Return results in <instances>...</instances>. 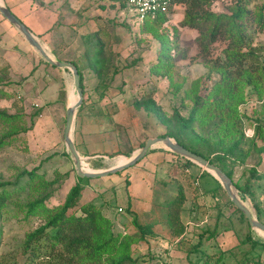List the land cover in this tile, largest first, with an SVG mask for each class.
I'll return each instance as SVG.
<instances>
[{
  "label": "rangeland",
  "instance_id": "obj_1",
  "mask_svg": "<svg viewBox=\"0 0 264 264\" xmlns=\"http://www.w3.org/2000/svg\"><path fill=\"white\" fill-rule=\"evenodd\" d=\"M14 1L21 4V0ZM39 1V10L42 9L45 14L58 11V28L62 27L61 32L65 37L61 39L60 50H66L62 53L50 41L54 32L51 37L43 36L57 54H53L50 48H46L47 51L59 61L75 62L84 75V101L77 112L73 138L87 170L101 172L124 164L147 140L169 137L168 134L178 131L175 111L188 116L193 104H182L174 98L173 87L175 84H184L185 88H189L197 79L208 74L207 68L201 64L197 43L199 35L182 27L181 8L174 7L169 15L167 26L171 28L170 33L168 27L158 28L160 34L169 35L172 43L175 40L178 43L177 50L171 53L175 69L171 77L167 78L151 74L161 50V42L154 38L153 33H146L142 31V26L134 24L133 15L120 4H115V9L118 7L115 10L109 8L112 5L109 0ZM231 4L232 0H217L212 8L218 13L227 12ZM8 5L22 19L20 10H13L12 3ZM263 5L264 0H251L250 8L257 13ZM40 16L45 23H55L54 15L52 17L51 14L47 16L41 13ZM0 19L5 20L1 13ZM4 24L0 26V88L6 92V96L0 99V110L11 115L23 113L28 127L31 126L30 116L39 113L34 118L33 128L21 134L0 155L2 182L14 184L19 181L21 185L27 186L28 176L23 173L38 169V176L27 187L7 186L9 193L0 187V197L4 199V203H0V216L3 219L0 258L5 263H12L15 258L21 259V248L28 232L45 222L44 214H29L28 204L49 196L44 206L49 210L54 209L64 204L69 192L79 183L74 162L70 156L65 155L67 149L64 142L67 108L77 102L78 95L71 71L46 65L11 23L5 20ZM27 24L40 33L34 23L28 21ZM68 25L70 29L75 27L73 37H68ZM102 26L107 27L113 40L111 51L108 50L109 63L100 81L90 67L89 58L95 55L93 50L97 39L94 31ZM8 30L16 32L18 37H12ZM253 30L256 31L255 44L262 49L264 56V29L261 31L254 26ZM226 45L224 40L217 43L213 55H221ZM183 51L186 53L185 58H182ZM213 78L207 82L209 88L220 80L218 76ZM152 92L155 94V102L161 107L162 120H158L147 109L151 102L143 99ZM247 95L239 112L248 140L247 144L238 149L239 159L231 160V164L235 162L237 165L233 183L243 185L249 179L256 192L255 200L238 191L258 220V213H261L259 221L264 224V151H261L264 139H256L255 144L250 141L255 137L256 126H261L264 132V95L260 96L249 88L245 90ZM196 130L194 136L188 133L184 135L188 147L216 154L221 148L230 145V142L219 144V138L212 127H205L204 130L197 127ZM180 136L176 135L182 142L183 136ZM241 155L245 156L244 159H241ZM177 157L179 167L175 166L171 173L175 171L176 179L173 181L181 184L184 189L187 200L184 222L191 231L188 236L178 238L166 226L162 233L154 231L152 227L151 232L141 238L138 228L130 226L126 234L136 241L133 246L134 261L131 264H264V235L249 227L228 203L229 197L224 188L222 190L219 187L218 183H221L213 174L195 163L188 165L186 159ZM251 169L257 171V179L251 178ZM136 173L141 177L134 176ZM165 174L160 169L156 171L154 164L141 163L138 167H131L97 181L84 180L81 182L83 191L80 202L102 207L114 223L116 232H125L118 229L115 217H130L129 213L119 214L123 212H119V209L129 207L128 199L132 194L140 200L136 202L146 208L148 205L153 206L155 194H166L169 198L177 193L178 185L174 183L161 186L160 177ZM144 176L145 182L142 180ZM127 180H132L133 186H127ZM165 208L168 213L166 205ZM127 212H130V208ZM165 222L168 225L167 218Z\"/></svg>",
  "mask_w": 264,
  "mask_h": 264
},
{
  "label": "trees",
  "instance_id": "obj_2",
  "mask_svg": "<svg viewBox=\"0 0 264 264\" xmlns=\"http://www.w3.org/2000/svg\"><path fill=\"white\" fill-rule=\"evenodd\" d=\"M109 1L113 3L109 6L111 8H115V4H120L122 8H125L122 0ZM215 1L217 0H172V7L168 13L159 12L156 16L150 17L141 29L146 33H153L154 38L161 42V50L156 65L151 69V74L169 78L175 69V61H173L171 53L177 50L178 43L177 40L172 43L169 40V35L160 34L158 28H169L167 26L170 21L169 15L174 11V7L184 8L182 27L197 31L201 64L207 68L208 74L197 79L189 88H185L184 84L179 86L175 84L173 87L174 98L179 99L182 104L191 102L193 106L188 116L182 115L180 111H175L174 119L177 121L179 129L175 134L167 136L175 138L188 150L219 167L234 182V171L237 165L235 162L231 164V160L239 159L238 149L245 143L247 144L248 140L243 130V118L239 112L240 106L245 103L248 97V95L245 96V90L249 88L260 96L264 95V56L262 49L255 44L256 31L253 30L254 26L261 31L264 29V5L255 13L250 8L251 0H232L227 12L218 13L212 8ZM124 25L129 28L128 24L124 23ZM169 29L170 33L171 28ZM109 34L107 27L102 26L97 30L94 34L97 39L96 47L93 50L95 55L89 58L90 67L99 76L100 81L109 63L108 54L111 51V39L113 40V35ZM223 40L227 42V45L221 55H213L215 45ZM108 50L110 51L108 52ZM185 54L183 51L182 58H185ZM45 64L51 66L48 63ZM73 64L79 70L81 87L84 91L83 72L75 62ZM214 76H218L220 80L209 88L207 82L214 80ZM4 96H6V92L0 88V99ZM154 96L155 94L152 92L144 96L143 99L151 102L150 105H147V109L154 113L158 120H162L161 107L155 102ZM152 97L153 101H151ZM38 115L37 112L30 116L31 126L28 127L23 113L11 115L0 110V155L21 134L27 133L33 128L34 118ZM197 127H201L203 130L205 127H212L219 138V144L230 142L229 147L221 148L216 154H211L212 151L207 154L200 149L188 147L184 142V135L186 133L196 135ZM176 135L183 136H180L182 142L177 139ZM254 136L253 139H250L254 144L256 139H264L261 126L255 127ZM261 151H264V147L261 148ZM65 155L69 156L68 153ZM244 157L242 156L241 159ZM186 162L188 165H194L191 161L187 160ZM37 171L36 168L31 172L23 173L28 176V185L38 176ZM250 171L251 178L259 177L255 169ZM78 180L79 183L72 188L61 206L51 210L45 208V201L50 199L49 196L28 204L29 214L40 212L44 214L45 222L25 236L20 253L21 259L18 257L12 263H5L0 258V264H131L134 261L135 239L124 232L117 233L114 223L107 217L102 207L93 203L81 204L80 197L83 191L81 182L88 178L78 177ZM250 183L248 179L243 185H235L241 193L249 195L255 200L256 192ZM218 185L223 190L219 183ZM7 186L23 188L24 185H21L19 181L14 184L0 181V187L5 193H9L6 189ZM186 201V195L180 189L173 200L166 205L168 225L171 232L178 238L184 237L186 233V225L182 220ZM0 203H4V199L1 197ZM228 203L235 208L250 227L245 215L230 200ZM257 211L259 212V209ZM258 217L261 220V213H258ZM1 221L3 219L0 216V246L3 235ZM135 225L142 234L141 238L147 235V232H151L152 226L150 225H140L137 222Z\"/></svg>",
  "mask_w": 264,
  "mask_h": 264
},
{
  "label": "water",
  "instance_id": "obj_3",
  "mask_svg": "<svg viewBox=\"0 0 264 264\" xmlns=\"http://www.w3.org/2000/svg\"><path fill=\"white\" fill-rule=\"evenodd\" d=\"M0 13L18 30V32L24 37L27 43L33 48L34 51H36L41 56V58L46 63L58 69L69 70L73 74L74 87L75 92L78 95V100L75 104L70 105L67 108L64 142L66 145L67 153L74 162L78 177L98 179L117 174L138 164L148 155L149 151L153 148L162 146L164 149L170 151L171 153L188 161H191L192 163H195L196 165L213 174L221 183L230 201L248 219L251 228L264 235V224L254 216L251 209L245 204L232 179L229 178L226 173L223 172V170H221L219 167L211 164L202 156L188 150L171 137H159L147 140L146 144L135 154H133L128 162L116 165L109 170L101 172H94L90 171L89 169L87 170L86 166L84 165V160L80 156L73 138L77 112L82 107L84 101L83 89L81 87V76L79 74L78 68L71 62H62L53 57V55L50 54L51 52L47 51L45 45L40 41V39L35 36L32 31L5 5L3 0H0Z\"/></svg>",
  "mask_w": 264,
  "mask_h": 264
},
{
  "label": "crops",
  "instance_id": "obj_4",
  "mask_svg": "<svg viewBox=\"0 0 264 264\" xmlns=\"http://www.w3.org/2000/svg\"><path fill=\"white\" fill-rule=\"evenodd\" d=\"M34 1H36V2H34ZM34 1L33 0H21V4L20 5H18L14 0H5V3H6V6L10 10H12V9L9 7L8 3H12L13 10H17V11L20 10L19 12L22 15V19H20V20L32 31V33L35 36H37L40 39V41L45 45V48H47V49L50 48V50L52 51L53 54H57L55 51H53L51 49V47L47 43V41H45L43 39V36L51 37V35H52L51 33L54 32V35L52 36L50 41L54 44L55 47L59 48V50L61 49V47H62V45H61V41L62 40L61 39H64L65 37L63 35V32H61L62 27L59 26V28H58L59 24L57 22L59 20L60 14H58L57 17H56V13H58V11L57 12L50 11L48 14H45L42 9L39 10L40 1L39 0H34ZM109 2L111 4H113L112 1H109ZM37 4H39V5H37ZM109 8H111V7H109ZM109 8H107V10ZM179 8L182 9V13H181V17L182 18L181 19L183 20V18H184V8L183 7H179ZM113 9H115V8H113ZM117 9H118V7L115 10H117ZM41 13H43L44 15H47V16H50V14H51L52 17L54 15V18L56 19L55 23L54 22H47V23L43 22L42 18L40 16ZM5 20H1L0 19V26L1 25H5L4 24ZM28 21H31L32 23H34L39 28V32L41 34L38 33V31H34L33 29H31L29 27V25L27 24ZM66 30H68L67 31L68 32V37H71V35L73 37V35L75 34V27H72L70 29V26L68 25ZM186 31L193 32L194 34H195V32L197 33V31H195L194 29H190V28H187ZM7 32H9L12 35V37H14V38L18 37L16 32H10V30H8ZM96 32H97V30L94 31V34ZM195 35L197 36V34H195ZM1 36H2L1 39H3L2 42L4 43V38H3L4 34H2ZM65 45H66V43H65ZM65 45H63V46H65ZM65 51H61L60 50V52H62V53L65 52ZM31 52H32V50H31ZM31 52L28 51V53H31ZM141 163H143V165L147 164V163H150L151 165L154 164L156 166V171H157V169H160V171H163V172L166 173L165 175H163V177H160V181H161L160 184H161L162 187L167 186L169 183H174V184L178 185L177 193L179 192L180 189H182L184 191V189L181 186V184L179 185V184L175 183L176 181L175 182L173 181V179H176V177H174L175 171H174L173 174L171 173V169L174 170L175 166L179 167L178 164H180L179 161H178V157L175 154H173L170 151L164 149L163 147L157 146V147L153 148L152 150H150L148 155L142 161H140L138 164H136L135 166L138 167V165L141 164ZM135 166H133V167H135ZM167 166H169L170 169L169 168L167 169ZM134 176L141 177V175H139L137 173L134 174ZM164 177H166V178H164ZM98 179H100V178H98ZM143 179H144V182H145V176H144V178H142V180ZM96 181H97V179H96ZM127 181H128V185L127 186H129V187L133 186V181L132 180L130 182H129V180H127ZM166 183H168V184L165 185ZM154 186H155V184H154ZM154 189L157 190V187L156 188L154 187ZM176 194H172V196L169 197V198L166 196V194H155L154 197H153L154 198L153 206L150 207L148 205L146 208L144 207V205H142V206L139 205V202H136V200L138 198L135 197V195L132 194V197H131L132 199L130 197L128 199L129 207L127 209L130 208V212H127V209L125 207L121 206L123 208L122 209L123 212L119 213V214L129 213V214H131L130 217L119 218V216L115 215V216H117L115 218L117 219V223L116 224L118 226V229L125 231L124 233H127V229H129L130 226L135 228L136 227L135 222H137L140 225H150V226H152L153 230L158 232V233H162V230H163V228L165 226L168 228L167 230L170 231L169 225H167L166 222H165V220L167 218V210L165 208V205H167L168 201L173 199ZM185 214L186 213L184 211L183 215H182L183 222L185 220V218H184ZM184 224L186 225L185 222H184ZM189 231H191V229H189L187 227V225H186V233H185L184 236H188L189 235Z\"/></svg>",
  "mask_w": 264,
  "mask_h": 264
},
{
  "label": "built area",
  "instance_id": "obj_5",
  "mask_svg": "<svg viewBox=\"0 0 264 264\" xmlns=\"http://www.w3.org/2000/svg\"><path fill=\"white\" fill-rule=\"evenodd\" d=\"M126 10L135 18L134 24L144 25L150 17L156 16L159 12L168 13L172 7V0H122ZM119 209V212H122Z\"/></svg>",
  "mask_w": 264,
  "mask_h": 264
},
{
  "label": "bare ground",
  "instance_id": "obj_6",
  "mask_svg": "<svg viewBox=\"0 0 264 264\" xmlns=\"http://www.w3.org/2000/svg\"><path fill=\"white\" fill-rule=\"evenodd\" d=\"M48 52H49V51H48ZM50 54H51V53H50ZM128 161H129V159H127V161H126V162H128ZM126 162H125V163H126Z\"/></svg>",
  "mask_w": 264,
  "mask_h": 264
}]
</instances>
